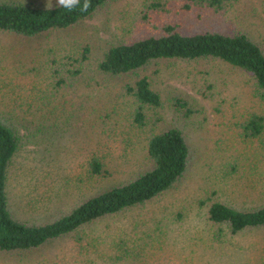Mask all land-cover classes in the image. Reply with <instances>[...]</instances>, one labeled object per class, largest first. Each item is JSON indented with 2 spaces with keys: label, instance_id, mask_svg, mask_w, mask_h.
<instances>
[{
  "label": "rangeland",
  "instance_id": "374dc122",
  "mask_svg": "<svg viewBox=\"0 0 264 264\" xmlns=\"http://www.w3.org/2000/svg\"><path fill=\"white\" fill-rule=\"evenodd\" d=\"M3 3L44 8L58 4L57 0H0ZM166 28L191 35L243 33L264 48V0H244L221 10L199 0H113L70 31L30 40L0 34V102L5 105L0 113H7L12 102L35 105V127L20 132L21 149L8 183L11 203L26 220L52 222L145 167L147 137L179 128L187 134L190 157L177 189L133 212L94 222L88 232L82 231V245L100 247L106 264H264V231H257L255 240L233 245L211 244L205 231L212 202H224L238 211L264 206V135L251 138L240 127L248 124L250 116L264 117V101L247 74L221 62H169L151 68L145 75L163 105L145 109L148 122L140 129L133 125L136 107H130L122 91L115 92V85L108 93L97 87L89 92L84 84L54 89L48 79L61 68L51 61L66 54L69 45H89L101 54L111 46L164 34ZM33 68H37L35 76L28 79ZM105 97L111 102L108 107L112 97L121 103L109 118L97 112ZM176 99L194 111L188 120L177 112ZM93 151L105 162L108 176H89L86 164ZM114 235L118 236L112 239ZM120 237L131 247L123 261L116 259L113 247ZM75 246L69 237L49 243L23 262L5 257L0 264L97 261L92 250L85 253L93 254L79 257Z\"/></svg>",
  "mask_w": 264,
  "mask_h": 264
},
{
  "label": "trees",
  "instance_id": "16d2710c",
  "mask_svg": "<svg viewBox=\"0 0 264 264\" xmlns=\"http://www.w3.org/2000/svg\"><path fill=\"white\" fill-rule=\"evenodd\" d=\"M112 1L91 0L92 6L83 13L80 8L84 0H80L79 5L72 11L59 7L58 4L44 8L3 3L0 4V34L30 40L54 32L70 31L90 20ZM199 1L208 2L215 10H221L244 0ZM69 48L66 54L51 61V64L61 66L48 76V79L52 80L51 84L55 85L54 89L65 85L73 87L84 84L89 92H94V88L97 87L108 93L114 92L112 86L115 85L117 87L115 92L122 91V97L127 96L130 107H136L133 125L137 129L148 122L145 109L156 110L163 105L162 97L154 90L151 78L145 75L151 68L161 63L221 62L247 74L253 82L255 93L261 102L264 101V48L243 33L208 32L191 35L175 28H166L164 34L146 35L127 44L111 46L101 54H95L89 45L81 48L69 45ZM62 61L64 62L61 65ZM36 71L37 68L29 69L27 78L34 77ZM27 87L28 94L31 90L28 84ZM87 97L92 99L90 93ZM116 98L121 99L119 96ZM11 104H7V113H0L1 259L6 257L10 262L21 259L23 262L27 256L49 243L72 237L77 246L74 250L79 257L88 256L87 254L93 251L94 254L97 253L95 258L97 261H91L90 264H106V255H102L100 247L87 245L90 248L87 249L82 245L81 234H85L82 231L88 232L94 222L133 212L169 194L177 189L187 170L190 157L187 134L179 128L162 130L146 138L144 148L146 166L124 183L86 198L65 214L61 213L52 222L26 220L22 217L24 215L19 216L15 212L17 209L9 198L8 183L14 160L21 149L20 132L29 131L32 125L35 127V105ZM119 104L121 103L112 97V106L108 107L111 102L105 97L97 105V112L101 117L109 118L116 115ZM174 105L185 120L194 113L185 101L176 99ZM3 106H5L3 102H0V107ZM25 111L26 116H21ZM8 116L10 118H7ZM27 116H32V120L25 119ZM246 123H248L246 126L240 127H244V131H247L251 138L264 135L263 116H250ZM89 155L86 164L89 176H108L110 172L105 162L96 156L95 151ZM205 223L207 224L205 231L211 244L229 242L233 245L249 239L255 240L256 232L264 231V206L252 211H238L224 202H212L207 208ZM117 236L114 235L112 239ZM114 242L116 259L123 261L125 256L130 255L131 247L125 244L123 237L114 239ZM85 250L92 251L86 254Z\"/></svg>",
  "mask_w": 264,
  "mask_h": 264
},
{
  "label": "clouds",
  "instance_id": "9594fccd",
  "mask_svg": "<svg viewBox=\"0 0 264 264\" xmlns=\"http://www.w3.org/2000/svg\"><path fill=\"white\" fill-rule=\"evenodd\" d=\"M58 6L63 7L69 11L74 10L80 3V0H57ZM91 0H84L83 6L80 8V11L87 12L91 7Z\"/></svg>",
  "mask_w": 264,
  "mask_h": 264
}]
</instances>
